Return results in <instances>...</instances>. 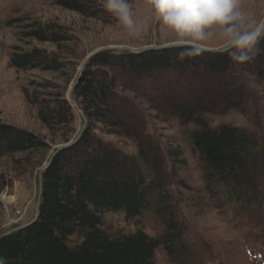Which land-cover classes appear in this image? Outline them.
<instances>
[{
    "label": "trees",
    "instance_id": "trees-1",
    "mask_svg": "<svg viewBox=\"0 0 264 264\" xmlns=\"http://www.w3.org/2000/svg\"><path fill=\"white\" fill-rule=\"evenodd\" d=\"M56 2L82 14H92L95 5L89 0ZM22 36L57 49L67 39L60 26L40 22L30 24ZM180 51L179 47L140 54L102 51L87 63L72 93L87 120L86 129L74 146L53 157L43 173L37 219L0 238L2 264H159V249L178 262L190 256L167 190L168 185L186 188L178 176L186 162L179 146L169 143L162 149L147 133L150 113L185 129L205 193L216 195V205L221 201L260 216L264 37L244 63L223 52L198 49L197 55L179 58ZM71 58L62 61L56 52L35 46L10 57L15 71L55 75L22 88L25 103L36 109L52 142L67 143L75 132V113L65 98L79 60ZM230 112L247 115L256 130L210 126L211 118ZM108 137L135 151L104 140ZM47 148L44 138L0 121V157H43ZM198 200L205 202L202 194ZM150 212L163 228L156 237L144 228L131 233L113 229L105 220L109 214L122 213L126 223L137 227Z\"/></svg>",
    "mask_w": 264,
    "mask_h": 264
},
{
    "label": "rangeland",
    "instance_id": "rangeland-1",
    "mask_svg": "<svg viewBox=\"0 0 264 264\" xmlns=\"http://www.w3.org/2000/svg\"><path fill=\"white\" fill-rule=\"evenodd\" d=\"M89 1L95 4L92 14L67 11L59 7L56 0H0V121L34 133L44 138L48 145L43 157L32 154H17L12 158L0 157V234L33 219L38 196V170L48 159L53 148L66 144L51 141V136L37 118L36 109L25 103L22 94V88H26L31 81L40 83L41 79L55 75L37 71H15L10 67L11 55L19 49L25 51L34 46L47 48L56 52L62 61L67 62L72 60L71 56H78V68L89 53L101 48H110L106 51L122 53L125 51L118 48L138 51L176 45L175 34L156 19L147 0H129L133 18L138 26V34L135 36H130L115 15L105 10L103 0ZM241 10L257 24L263 23L264 0H241ZM34 22L60 26L67 39L60 43L59 49L24 39L23 32ZM203 49H220V43L214 38ZM75 72L71 73V80L65 87L66 100ZM156 83L157 81L153 80L151 82L153 85ZM150 114L145 125L147 133L162 149L169 147V143L179 146L186 162V166L178 172L186 188L168 185L167 190L173 198L176 220L182 228V240L189 247L190 256L178 262L159 249L156 254L157 262L264 264V209L257 217L251 210L240 209L233 204L224 206L219 201L216 205V195L205 193L202 172L197 166L198 159L187 145L185 129L174 120L160 121L154 117V113ZM262 119L264 125V114ZM250 120L247 115L230 112L225 116L211 118L210 126L218 128L228 125L254 131L255 126ZM82 125L83 120L75 113V132L70 140ZM104 140L111 141L129 152L135 151L130 144L118 143L114 137ZM201 194L205 200H202L203 204L198 200ZM105 220L113 229H124L128 233L136 228H144L152 237L163 233V228L151 212L145 213L137 227L126 223L122 213L109 214Z\"/></svg>",
    "mask_w": 264,
    "mask_h": 264
},
{
    "label": "clouds",
    "instance_id": "clouds-1",
    "mask_svg": "<svg viewBox=\"0 0 264 264\" xmlns=\"http://www.w3.org/2000/svg\"><path fill=\"white\" fill-rule=\"evenodd\" d=\"M156 19L175 34L178 56L199 54L197 49L217 39L220 51L237 63L249 60L250 53L264 37V23L257 24L241 10V0H147ZM106 11L130 36L138 34L129 0H103Z\"/></svg>",
    "mask_w": 264,
    "mask_h": 264
},
{
    "label": "water",
    "instance_id": "water-1",
    "mask_svg": "<svg viewBox=\"0 0 264 264\" xmlns=\"http://www.w3.org/2000/svg\"><path fill=\"white\" fill-rule=\"evenodd\" d=\"M263 23H264V21H263ZM169 47H177V46L176 45H171V46H164V47H155V48L143 49V50H138V51H134V50H130V49H125V48H123V49L122 48H118V49L124 50L127 53L140 54V53H142V52H144L146 50H160V49H166V48H169ZM109 49L110 48H101V49H98V50H95V51L89 53L83 59V61L78 66V68H77V70H76V72L74 74L73 82L71 84L70 89L67 92V101H68L69 105L72 107V109L75 111V113L83 120V125L77 131L76 135L68 143L62 144V145H59V146L53 148L51 154L48 157V159L44 162V164L42 165V167L38 170V173H37V178H38V196H37L36 207H35V215H34L33 219L31 221H29L28 223H26V224H23V225H21L19 227L14 228L13 230H10V231H8V232H6L4 234H0V238L9 235L13 231H16L18 229H22V228L27 227L28 225L32 224L37 219L38 210H39V206H40V200H41L42 175H43V173L48 169V167L51 164V161H52L53 157L57 153H59L62 150L71 148L72 146H74L78 142V140L80 139L81 135L83 134V132L85 131L86 126H87V120H86V118L84 117L83 113L81 112V110L78 108V106L76 105V103L73 100V97H72L73 90L76 87V85H77V83H78V81H79V79L81 77V74L83 73L84 68L87 65V63L93 57H95L97 54L101 53L102 51L109 50ZM198 50L205 51V52H221L220 49H203V48L201 49V48H198ZM0 264H2V263L0 262Z\"/></svg>",
    "mask_w": 264,
    "mask_h": 264
}]
</instances>
